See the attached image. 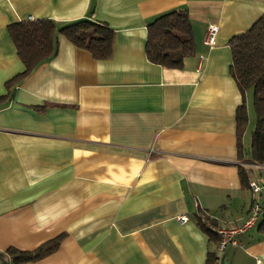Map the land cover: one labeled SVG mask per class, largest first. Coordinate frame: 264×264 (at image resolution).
Wrapping results in <instances>:
<instances>
[{"label":"crops","instance_id":"crops-1","mask_svg":"<svg viewBox=\"0 0 264 264\" xmlns=\"http://www.w3.org/2000/svg\"><path fill=\"white\" fill-rule=\"evenodd\" d=\"M179 8L194 55L180 69L154 64L146 26ZM263 12L264 0H0V96L24 69L11 23L86 18L113 30L106 59L57 34L55 53L0 101V264H17L9 247L34 249L61 233L55 251L18 264H205L215 255L198 215L241 223L252 196L237 165L264 172L250 160V89L237 157L241 94L228 45ZM261 219L226 245L225 264H264Z\"/></svg>","mask_w":264,"mask_h":264},{"label":"trees","instance_id":"trees-1","mask_svg":"<svg viewBox=\"0 0 264 264\" xmlns=\"http://www.w3.org/2000/svg\"><path fill=\"white\" fill-rule=\"evenodd\" d=\"M145 55L157 65L167 68L183 67L184 60L194 55L195 43L188 11L186 8L172 9L153 18L146 26ZM9 36L24 69L5 82L6 99L11 87L25 78L41 62L50 58L56 51V35H63L71 44L85 49L95 59H106L112 53L113 30L105 23L86 18L77 19L57 27L50 19H26L8 25ZM228 45L231 62L229 73L233 77L241 94V103L235 110L237 124V157L244 159L241 142L243 130L247 125L245 92L252 90L253 110L255 113L254 129L250 139V160L257 164L264 163V12L251 26L233 35ZM241 186L249 188L253 179L252 169L242 164L237 165ZM198 224L210 239L218 241V236L206 224L214 220L198 215ZM261 226H264V211ZM64 233H61L34 249L20 250L9 247L6 252L18 264L40 259L55 251ZM215 255L208 252L205 264H215Z\"/></svg>","mask_w":264,"mask_h":264},{"label":"built area","instance_id":"built-area-1","mask_svg":"<svg viewBox=\"0 0 264 264\" xmlns=\"http://www.w3.org/2000/svg\"><path fill=\"white\" fill-rule=\"evenodd\" d=\"M29 20H32L31 17L28 18ZM217 28L214 25H210L207 29V34L205 36V43L208 45L214 44V35ZM249 188L251 190V196H252V202H251V208L244 219L239 224L236 225H226V226H217L215 224H211L210 221H206L205 224L217 234L218 241L216 245V251H215V264H225L224 258L222 257V253L226 247L227 244H237L238 243V236L242 233H244L249 227H251L261 216V214L264 211V200L261 197V191L264 188L263 185H259L255 180L249 181ZM206 217L207 214H206ZM209 218V217H208ZM211 219V218H209ZM178 220L181 222H185L187 220L186 215H181L178 217ZM257 264H260V261H256Z\"/></svg>","mask_w":264,"mask_h":264},{"label":"rangeland","instance_id":"rangeland-1","mask_svg":"<svg viewBox=\"0 0 264 264\" xmlns=\"http://www.w3.org/2000/svg\"><path fill=\"white\" fill-rule=\"evenodd\" d=\"M252 106V105H251ZM250 113H251V115H252V118H253V122L255 121V113H254V110H253V108L250 110ZM253 125H254V123H253ZM253 175H254V180L260 185V184H264V172L263 171H261V173H259V171L257 170V169H254L253 170ZM264 186V185H263ZM264 189V188H263ZM262 189V190H263ZM251 191V190H250ZM261 197H262V199H263V197H264V194L262 193V191H261ZM209 222V221H208Z\"/></svg>","mask_w":264,"mask_h":264},{"label":"water","instance_id":"water-1","mask_svg":"<svg viewBox=\"0 0 264 264\" xmlns=\"http://www.w3.org/2000/svg\"><path fill=\"white\" fill-rule=\"evenodd\" d=\"M262 193L264 194V189L262 190Z\"/></svg>","mask_w":264,"mask_h":264}]
</instances>
